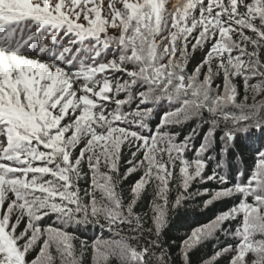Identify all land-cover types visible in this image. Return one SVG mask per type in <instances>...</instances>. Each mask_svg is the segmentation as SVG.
<instances>
[{
	"label": "snow or ice",
	"instance_id": "1",
	"mask_svg": "<svg viewBox=\"0 0 264 264\" xmlns=\"http://www.w3.org/2000/svg\"><path fill=\"white\" fill-rule=\"evenodd\" d=\"M253 127L264 139V0H0V264H174L169 210L205 195L236 202L192 228L183 264L218 234L202 264H264V145L234 176L214 155L218 130L226 156ZM89 225L110 236L69 230Z\"/></svg>",
	"mask_w": 264,
	"mask_h": 264
},
{
	"label": "trees",
	"instance_id": "2",
	"mask_svg": "<svg viewBox=\"0 0 264 264\" xmlns=\"http://www.w3.org/2000/svg\"><path fill=\"white\" fill-rule=\"evenodd\" d=\"M67 37L61 36V39L59 41V44L67 46ZM59 47V45H57ZM74 49L76 47H80V45L73 46ZM73 55L80 56L81 59L84 58V56L80 53H76L73 51ZM108 57L110 58L113 55V52L107 53ZM203 58V52L197 51L195 54H193L190 58V61L188 63V71L191 72L195 66L201 61ZM78 63V62H77ZM217 82H221L220 80H217ZM240 92L243 93V85L242 82H240ZM259 99V98H258ZM165 108H167V104H165ZM161 118V111L159 108L155 109L153 112V115L150 119V126L155 127L156 124L159 122ZM197 127L195 121H189L188 123L176 127L172 129L173 131H178L180 133V139H183L184 136L188 135L192 128ZM208 129V125H204L203 127L198 128V135L194 138V143L198 146L201 141L203 140L204 134ZM249 134L251 135L252 139L249 142L250 146H246L241 143V138L238 136L236 141V148L230 149L229 154L226 156H222L220 153V148L223 147V143L220 141V137L223 135V131L218 130L216 133V152L214 155L219 158L223 159L226 163L230 164L229 172L231 175H235V172L237 169L242 170H248L251 168V166L254 163L255 159V152L258 148H260L262 145H264V139L261 138V133L255 128H251L249 130ZM129 153L125 152V156H128ZM189 155H193V153H189ZM214 162L210 164L209 169L206 171L211 170L212 167H214ZM126 165L124 162H121V170L123 171ZM138 179L137 174H133V176L129 177L126 182L123 183L122 187L124 189L125 194H127L129 186ZM81 187L85 188L87 187V183L85 181L81 182ZM221 187L216 181H208L206 183H195L191 187L190 191L195 192L198 189L203 191L204 188H208L210 190L218 189ZM175 197V190L172 191L170 194V199H174ZM208 197L205 196H197L192 199L187 200L181 207L176 209H170L168 213V221L167 225L160 237V240L165 246L168 248V250L171 253L172 260L174 261V264H183L182 259L180 257V247L181 242L183 239L186 238L187 234L190 233L192 228L198 226L207 224L209 221L215 218L216 215H218L222 211H226L228 208H230L236 200L233 199H225L222 201L214 202L212 205L205 208L203 206V201L206 200ZM137 211H139L142 215L144 212L148 211V200H144L140 202L138 205ZM150 215V213H149ZM46 222H51L46 221ZM148 224L150 226V221H148ZM227 226V222L225 224ZM70 231H75L76 235L80 236L81 238L88 239L89 242H91L92 239H94L97 236H100L103 234L104 238H108L110 236V233H108L106 230L101 232V229L96 226L93 227L91 225L87 227H78L74 229H69ZM219 240H210L206 242L205 244L198 246L196 249H193L190 253V259L191 264H202V261L204 259H207L209 256L212 255L214 250V246H225L230 241V238H226L221 234H218ZM78 246V245H77ZM38 251V249H37ZM36 253L30 254V258L34 256ZM84 264H92L91 260V254L86 253ZM115 264V261L113 262ZM218 264H229V257L227 255L222 256L219 258Z\"/></svg>",
	"mask_w": 264,
	"mask_h": 264
}]
</instances>
